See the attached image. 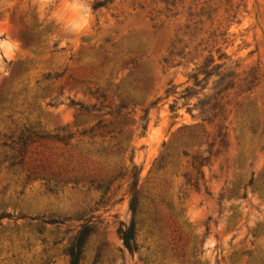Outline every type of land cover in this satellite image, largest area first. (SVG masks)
<instances>
[{
  "label": "rangeland",
  "instance_id": "1",
  "mask_svg": "<svg viewBox=\"0 0 264 264\" xmlns=\"http://www.w3.org/2000/svg\"><path fill=\"white\" fill-rule=\"evenodd\" d=\"M97 1L106 5L95 9ZM89 3V27L73 34L54 19L68 15L63 0L44 12L33 0H0V40L11 42L0 52V143L27 127L73 135L68 144L39 140L13 166L5 161L11 150L0 146V264H69L68 246L84 223L94 230L80 264H264V0ZM212 60L224 77L208 84L221 91L212 102L227 110L223 142L219 120L211 113L212 123L203 121L193 109L205 98L200 87L191 99L167 92L183 90L189 72ZM185 125L201 132L198 141L183 136ZM49 151L76 179L57 191L27 177ZM196 155L205 171L198 187L183 176ZM132 163L143 194L134 252L118 232L132 218L128 177L107 191L90 183L96 172L117 174ZM157 195L177 216L181 238L154 230Z\"/></svg>",
  "mask_w": 264,
  "mask_h": 264
},
{
  "label": "trees",
  "instance_id": "2",
  "mask_svg": "<svg viewBox=\"0 0 264 264\" xmlns=\"http://www.w3.org/2000/svg\"><path fill=\"white\" fill-rule=\"evenodd\" d=\"M106 3L103 1H97L94 4V8L98 9L100 7L105 6ZM214 60L211 62H204L202 65H196L188 74L187 83L188 84L183 90L177 91L175 89L168 90V94H176L179 95L177 99H191L195 95V87H200L201 90L198 93H203L204 99L199 100L197 103L193 105V109L199 111V114L202 116L203 121H208L212 123V120L209 119L208 114L212 113L214 118H217L219 122L217 123V127L219 130V137L221 138V142H223L224 137V122L227 120L228 116H225L227 110H225L224 106L219 102H212L213 99L217 100L216 96L221 94V91L217 93V86L221 85L224 82V77L220 76V74L216 73L215 70L220 68L219 65H213ZM211 67V68H210ZM201 75H204L203 78H200ZM218 77L219 79L216 82V85L212 88L208 87L209 79L212 77ZM204 83V84H203ZM177 89V87H176ZM227 89V88H226ZM205 90H213V93L204 94ZM197 93V92H196ZM216 95V96H215ZM209 99L206 101V99ZM176 105H172L171 109L175 110ZM238 111V110H236ZM114 115L113 112H109ZM232 113V110H230ZM229 113V114H230ZM262 122L258 116H255L252 119V130L256 131ZM107 125H104L105 127ZM94 129V128H93ZM93 129L91 131H93ZM182 130H185L183 134L184 137L190 138L191 142L198 141L201 137V132L196 129L195 125H185L182 127ZM10 139L0 143V146L9 147L11 153L6 154L5 161H8L11 166L22 164L25 161V157L29 151V148L32 144L38 142L41 139H48L53 142H61L68 144V141L73 137L71 133L67 134H53V135H44L36 132L32 128H25L20 131L18 134H11L8 136ZM177 136H175L173 142H170L168 145H164V150L161 153L160 157L157 159V163L160 167L165 165L167 159H169L172 155L174 142L176 141ZM200 155H196L192 157L191 167L190 169L183 172V176L185 178V182L189 185L198 187L200 182L205 177V171L203 169L204 163L200 162ZM204 160V159H203ZM68 171H63L57 163L56 154L53 151H49L48 157L44 160L37 161L29 167V171L27 172V177H34L35 179H43L45 181L46 187L49 191H57L59 188V184L63 181L68 180H76L72 176H67ZM118 176H127L128 177V192L130 195L129 205L130 210L132 212V218L129 225L122 223L118 228V232L120 237L123 240L124 246L130 251L134 252L138 248L137 241L135 239L136 236V220L135 215L140 209L141 200L143 198V194L141 193V189L139 187V179H140V171L136 164L132 163L130 169L119 170L117 174L112 173L110 175L103 174L102 172H96L91 175L90 183L95 185L97 188L104 189L107 191L114 180ZM254 177L251 178V182ZM151 201L154 206L153 211V222H154V230H158L159 232H163L166 230L170 233V235L175 238L178 236L181 238L180 227L178 224L177 216L171 211H165L161 206L163 204L164 199H158L157 196H151ZM3 215L0 214V217ZM94 230V226L89 223L82 224L81 228L76 233L72 242L68 246L67 253L70 255L69 264H80L81 256L83 252L84 245ZM154 233V231H153Z\"/></svg>",
  "mask_w": 264,
  "mask_h": 264
},
{
  "label": "clouds",
  "instance_id": "3",
  "mask_svg": "<svg viewBox=\"0 0 264 264\" xmlns=\"http://www.w3.org/2000/svg\"><path fill=\"white\" fill-rule=\"evenodd\" d=\"M33 5L38 12L60 7L58 0H33ZM62 11L67 12L68 15H57L54 19L65 32L73 34L82 33L89 27L91 17L89 0H63ZM10 46L11 42L9 40H0V52L5 55L9 52ZM0 72H4L3 67H0Z\"/></svg>",
  "mask_w": 264,
  "mask_h": 264
}]
</instances>
